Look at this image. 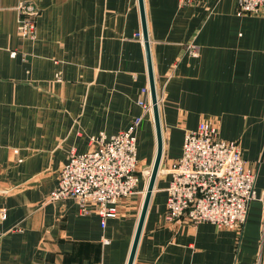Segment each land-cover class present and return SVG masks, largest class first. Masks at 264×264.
I'll list each match as a JSON object with an SVG mask.
<instances>
[{"label":"crops","instance_id":"1","mask_svg":"<svg viewBox=\"0 0 264 264\" xmlns=\"http://www.w3.org/2000/svg\"><path fill=\"white\" fill-rule=\"evenodd\" d=\"M37 8L36 38L18 34L19 2ZM162 156L132 264H254L264 259V202L241 232L168 223L165 170L184 132L211 118L238 144L264 191V16L236 0H143ZM188 45L198 47L196 55ZM138 0H0V264H127L148 179L102 227L72 198L49 200L59 169L90 138L135 130L139 169L152 163V109ZM93 143V142H92ZM94 145V143H93Z\"/></svg>","mask_w":264,"mask_h":264},{"label":"built area","instance_id":"2","mask_svg":"<svg viewBox=\"0 0 264 264\" xmlns=\"http://www.w3.org/2000/svg\"><path fill=\"white\" fill-rule=\"evenodd\" d=\"M193 1L181 0L184 4ZM236 2L239 15L264 16V0ZM16 9L18 34L33 41L37 35V8L30 1H22ZM187 50L196 55L198 47L188 45ZM141 91L145 98L150 96L149 88ZM138 104L145 112L152 109L146 100H139ZM141 120L134 118L127 129L115 134L100 133L90 138L92 147L87 151L71 153L59 169L48 199L72 198L82 214H98L104 227L108 218L117 215L118 202L137 191L140 178H149V170H140L137 159L135 130ZM165 170L170 175L163 215L166 224L209 222L239 233L249 203L256 199L264 202V191L258 195L255 190L256 172L246 164L236 142L218 135L217 123L211 118L184 132L181 154ZM0 217H5L3 209ZM261 237L264 243V218ZM254 264H264V259Z\"/></svg>","mask_w":264,"mask_h":264},{"label":"water","instance_id":"3","mask_svg":"<svg viewBox=\"0 0 264 264\" xmlns=\"http://www.w3.org/2000/svg\"><path fill=\"white\" fill-rule=\"evenodd\" d=\"M139 5V11H140V19H141V28H142V39L145 49V55H146V62H147V72H148V80H149V91H150V98H151V106H152V112H153V120H154V126H155V135H156V154L154 161L151 166L150 175L148 178L147 187L145 190L144 200L142 203L140 215L138 218L136 230L134 233L130 253L128 256L127 264H132L136 245L140 236V232L142 230V225L144 221V217L146 214V210L148 207V203L150 200V196L152 193V189L154 186V182L156 179V176L159 171V166L161 162V156H162V137H161V130H160V122H159V116H158V104H157V94H156V87L153 80V74H152V68H151V60H150V52H149V43H148V33H147V27H146V20H145V14H144V6H143V0H138Z\"/></svg>","mask_w":264,"mask_h":264},{"label":"rangeland","instance_id":"4","mask_svg":"<svg viewBox=\"0 0 264 264\" xmlns=\"http://www.w3.org/2000/svg\"><path fill=\"white\" fill-rule=\"evenodd\" d=\"M181 151H182V145H181ZM181 154V153H180ZM180 156V155H179ZM144 169L145 170H149V173H150V171H151V166H150V164L149 165H147V166H144ZM159 172V171H158ZM150 175V174H149ZM147 178V177H146Z\"/></svg>","mask_w":264,"mask_h":264}]
</instances>
